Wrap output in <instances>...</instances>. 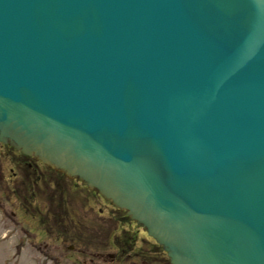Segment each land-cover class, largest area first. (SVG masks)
Listing matches in <instances>:
<instances>
[{"label": "water", "instance_id": "1", "mask_svg": "<svg viewBox=\"0 0 264 264\" xmlns=\"http://www.w3.org/2000/svg\"><path fill=\"white\" fill-rule=\"evenodd\" d=\"M0 142L170 264H264V0H0Z\"/></svg>", "mask_w": 264, "mask_h": 264}, {"label": "rangeland", "instance_id": "2", "mask_svg": "<svg viewBox=\"0 0 264 264\" xmlns=\"http://www.w3.org/2000/svg\"><path fill=\"white\" fill-rule=\"evenodd\" d=\"M2 171H5L4 174L8 177V168L9 163L5 161L2 163ZM74 184L70 182V197L67 199L68 210L70 216L80 213L83 216L82 226L87 227L85 232V240L89 238L88 241H85L86 244L92 245L93 248L97 249L99 252H114V247L106 245L107 233L103 235V231L107 224L114 223L113 220L121 221L122 214L113 210L106 202L101 198L96 197L93 199L89 196L86 199V192L81 189H73ZM93 204V205H92ZM81 206H93L96 213L91 214V211L86 207V211H83ZM80 207V208H79ZM79 210H78V209ZM62 208L57 211L54 216L57 217L58 221L66 222L69 220L65 213L60 214ZM13 206L6 205L5 209L1 208V224H0V264H74L73 261L77 258L76 251H73L71 243L65 244L56 249L52 248L50 253H47L43 249L38 247V244L35 243L34 236L29 233L31 236L24 235L19 230V224L11 217L13 212ZM14 217L17 219L15 212H13ZM63 217H62V216ZM101 218V220H100ZM33 233L36 236V239L40 241L41 231L39 226L32 224ZM27 229V226L25 227ZM133 230V228H132ZM82 236V233L79 229H75L72 234L69 236ZM118 235V232L113 233L112 236ZM33 236V238H31ZM111 236V237H112ZM139 236L144 237L145 234L140 231ZM80 248H84L83 244L79 245Z\"/></svg>", "mask_w": 264, "mask_h": 264}, {"label": "flooded vegetation", "instance_id": "3", "mask_svg": "<svg viewBox=\"0 0 264 264\" xmlns=\"http://www.w3.org/2000/svg\"><path fill=\"white\" fill-rule=\"evenodd\" d=\"M11 156H7L10 167L8 168V177L2 171L1 163V143H0V224H1V206L8 205V201L12 198L16 200L14 208L16 209L15 220L19 224L21 233L27 236L32 234L39 248L52 251L53 245L48 240L38 241L35 234L32 232L31 224L35 221L49 217L52 218L54 210H52L51 195L52 183L55 180L54 170L45 166L40 161L33 157L23 156L10 147L6 146ZM7 153V154H8ZM66 186V183H63ZM63 194V193H61ZM64 196V194H63ZM34 198V201H33ZM67 212V211H66ZM63 214V211L61 212ZM66 214V213H65ZM68 214V212H67ZM14 218V215L12 214ZM27 226V229L25 227ZM27 236V237H28ZM33 236L31 238H33ZM75 251V250H74ZM77 253V252H76ZM119 254L114 252L100 253L96 259L88 261L77 253V258L73 261L74 264H118ZM69 264V263H68ZM161 264H166L162 257Z\"/></svg>", "mask_w": 264, "mask_h": 264}, {"label": "trees", "instance_id": "4", "mask_svg": "<svg viewBox=\"0 0 264 264\" xmlns=\"http://www.w3.org/2000/svg\"><path fill=\"white\" fill-rule=\"evenodd\" d=\"M50 199H51V201H53V203H58L56 200H55V198L54 197H50ZM55 226L53 225V228H54V232L56 233V234H62V233H64L65 235H67V232H68V230H66V228H62L63 229V231H61L60 229H58L57 228V226H61V224H60V222L59 221H57V220H55ZM57 225V226H56ZM113 225V224H112ZM112 225H108V227L106 228L107 229V231H111V232H113V231H115V229H113L112 228ZM71 230H72V228H71ZM71 230H69V234H71V233H73V230L71 231ZM82 232V231H81ZM83 237H85V236H83ZM81 242H83V240H81ZM135 242H136V233H128V232H126L125 234H123L122 236H121V240H119V245L125 250V251H130L131 249H132V246H134V244H135ZM83 243H85V242H83ZM86 244V243H85ZM87 247H89V248H91L92 247V245H89V244H87L86 245ZM137 252V254H136V257L138 258H140V255H143V256H141V257H143L145 260H147V258H145L144 257V255H147L148 256V254L150 253V252H147V251H142V250H137L136 251ZM148 261V260H147ZM150 263V262H149ZM148 263V264H149Z\"/></svg>", "mask_w": 264, "mask_h": 264}]
</instances>
